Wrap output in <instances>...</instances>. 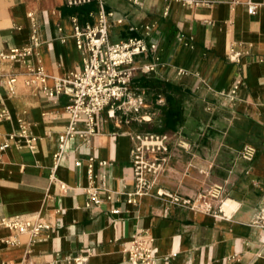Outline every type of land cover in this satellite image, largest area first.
<instances>
[{"label":"crops","instance_id":"obj_1","mask_svg":"<svg viewBox=\"0 0 264 264\" xmlns=\"http://www.w3.org/2000/svg\"><path fill=\"white\" fill-rule=\"evenodd\" d=\"M101 1L114 13L111 42L157 43V53L138 56L135 65L152 64L156 55L160 65L137 71L125 101L133 103L114 118L104 111L87 141L69 140L58 168L54 156L69 122L68 98L48 100L24 83L23 64L6 66L20 74L12 93L0 86V107L11 114L0 120V144L21 117L37 142L34 149L13 144L0 160V264H74L80 255L89 256L88 264H129L126 248L134 237L159 264H264V228L252 224L264 201V0H257L255 15L228 0H203L197 7L165 0H93L79 7L65 0H0V51L30 45L34 14L41 46L30 63L44 67L53 87L56 78L82 68L71 18L95 23ZM114 29L119 40H112ZM233 52L241 53L238 62L229 60ZM180 69L192 76H179ZM238 79L231 102L224 94ZM221 100L223 113L216 106ZM141 133H166L172 141L159 155L160 172L148 174L149 187L138 194L133 150ZM247 146L256 150L252 161L243 157ZM91 158L96 173L106 175L107 189L100 205L87 206ZM77 161L84 164L77 167ZM207 183L225 187L221 218L167 196L195 198ZM17 216H37L50 230L33 238L1 224Z\"/></svg>","mask_w":264,"mask_h":264},{"label":"built area","instance_id":"obj_2","mask_svg":"<svg viewBox=\"0 0 264 264\" xmlns=\"http://www.w3.org/2000/svg\"><path fill=\"white\" fill-rule=\"evenodd\" d=\"M134 5H140L144 0H129ZM176 2L184 7H197L204 3L203 0H165ZM93 0H65L69 7H79L92 3ZM232 8L245 5L250 15H255L261 6L257 0H228ZM114 13L107 12L102 1L95 23L82 24L78 16L71 18V37L74 39L82 56V68L78 72L71 73L65 78H56L53 87L47 85V73L44 67L38 64H31L33 56L41 46L38 36V28L34 14H29L32 22V35L30 45L27 47L12 48L8 51H0V86H6L12 93L18 83L19 72L15 69H7V65L20 63L25 66L26 75L24 83L27 86H37L41 93L48 100H59L62 97L68 98L66 113L68 115V126L66 131L59 136V151L54 156L55 168H58L60 161L66 151L69 140L80 138L87 141L98 132V120L104 111L107 110L110 118L115 117L116 110L121 109L125 104H132V100L126 101L130 96V85L136 76L137 71L143 74L154 72L160 65V57L155 56V62L136 67L138 56H147L149 53H157L158 44L148 42L141 38H130L125 41L113 43L110 40V19ZM149 29V28H148ZM61 34L63 29L58 28ZM61 41L67 42V37L61 35ZM232 52V51H231ZM241 53H232L229 56L231 62H238ZM179 76L187 75L189 72L180 69ZM242 84L238 79L233 91L224 94L231 102L236 101V92ZM141 101V100H140ZM9 110L0 107V120H10ZM17 129L8 135V138L0 144V160L5 151L15 144L18 147L34 149L37 138L30 131V126L24 118H18ZM134 163L135 177L138 183V194L149 187L147 175L160 172L163 162L159 155L168 153L171 137L164 134H137L134 136ZM184 147L183 142H181ZM256 150L247 146L244 149L243 157L252 161ZM83 161H77L76 166L80 167ZM104 161L99 162L105 166ZM89 185L85 189L89 196L87 206L100 205L102 197L100 192L107 189V177L105 174H97L93 158L86 162ZM65 188V186H63ZM225 187L222 184H205L195 198H181L167 195L176 204L194 211H205L213 214L216 218L223 216L225 202L223 194ZM1 224L19 234H30L37 238L42 233L50 230V226L37 216H17L1 219ZM254 226L264 228V201L252 222ZM129 264H159L158 258L151 248L146 247L142 241L134 237L126 248ZM89 256L80 255L74 259V264H88Z\"/></svg>","mask_w":264,"mask_h":264},{"label":"rangeland","instance_id":"obj_3","mask_svg":"<svg viewBox=\"0 0 264 264\" xmlns=\"http://www.w3.org/2000/svg\"><path fill=\"white\" fill-rule=\"evenodd\" d=\"M119 38H120V34H119V32L117 31V30H113V32H112V40L114 41V40H119ZM189 76H192L191 74H187V75H182L181 77H189ZM216 106H217V112L220 110L221 111V113H223V101L221 100L219 103H217L216 104ZM219 111V112H220ZM142 134H147V133H142ZM182 142H184V141H182ZM180 143V142H179Z\"/></svg>","mask_w":264,"mask_h":264},{"label":"bare ground","instance_id":"obj_4","mask_svg":"<svg viewBox=\"0 0 264 264\" xmlns=\"http://www.w3.org/2000/svg\"><path fill=\"white\" fill-rule=\"evenodd\" d=\"M229 203H231V202H229Z\"/></svg>","mask_w":264,"mask_h":264},{"label":"trees","instance_id":"obj_5","mask_svg":"<svg viewBox=\"0 0 264 264\" xmlns=\"http://www.w3.org/2000/svg\"><path fill=\"white\" fill-rule=\"evenodd\" d=\"M156 134V133H155Z\"/></svg>","mask_w":264,"mask_h":264}]
</instances>
